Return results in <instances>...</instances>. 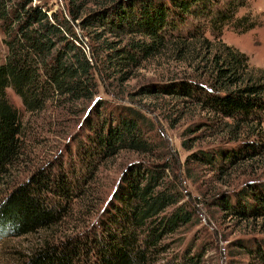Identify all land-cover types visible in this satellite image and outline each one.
<instances>
[{"label":"trees","instance_id":"obj_1","mask_svg":"<svg viewBox=\"0 0 264 264\" xmlns=\"http://www.w3.org/2000/svg\"><path fill=\"white\" fill-rule=\"evenodd\" d=\"M247 1L0 0V185L25 151L24 116L9 87L27 112L80 104L88 117L53 160L0 188L2 235L33 234L61 223L77 197L88 202L95 170L120 151L155 157L125 166L97 221L44 237L16 264H201L200 251L190 252L194 244L162 260L167 239L196 221V204L182 180L184 174L193 178L190 170L199 164L211 166L228 185L208 203L241 221L264 220V67L252 65L221 37L225 26L239 33L253 26L249 15L237 14ZM190 18L193 24L182 30ZM149 58L185 68L139 91L173 99L176 121L194 109L199 118L186 131L203 129L212 139L183 161L168 150L154 153L157 132L142 108L122 104L113 110L97 97L106 80L124 83ZM193 142L182 143L192 149ZM238 175L240 182L234 181ZM235 241L264 264V238H254V246Z\"/></svg>","mask_w":264,"mask_h":264},{"label":"rangeland","instance_id":"obj_2","mask_svg":"<svg viewBox=\"0 0 264 264\" xmlns=\"http://www.w3.org/2000/svg\"><path fill=\"white\" fill-rule=\"evenodd\" d=\"M237 14L249 15L254 21L253 26L241 33L232 26H225L221 35L222 39L246 53L252 65L264 67V0H248L239 8ZM193 21L190 18L180 25V28L188 29ZM206 33L211 37L209 30H206ZM1 38L2 33H0V58L3 60L5 47ZM184 68L180 63L176 67L170 66L164 58H149L136 70L131 79L122 84H118L115 79H108L105 82L109 90L104 83L99 86L97 93V97L104 98L107 107L112 106V109L122 104L142 108V111L152 118L157 132L153 135L159 147L154 153L162 154L168 150L170 155L174 158L177 155L181 161L191 150L209 144L208 141L212 140L204 137L207 132L203 129L194 134L186 131V127L197 120L199 115L190 108L186 115L176 121L172 119L176 115L174 112L177 107L173 99L167 95L155 96L142 93L139 89L141 85L165 80L176 72L181 73ZM7 93L23 113L26 132L23 137L25 144L23 157L3 179L0 185L3 191L23 179L36 165L53 160L59 152L64 151L68 143H71L73 134L88 118L80 104L75 107L48 105L38 113H30L25 111L20 97L12 88L9 87ZM197 134H200L202 139L193 142L191 137ZM184 139L189 142L188 144L193 142L192 149H187L183 145ZM154 158V156H146L132 150H122L105 160L95 170L94 177L89 183L90 199L88 198V202L85 203L84 196L77 197L72 212L61 223L48 230L20 236L2 235L3 232H0V264L18 263L19 259L38 246L44 237H58L60 234L90 226L97 221L107 204L125 166L136 160L146 161ZM185 166L182 165L184 173L187 168ZM190 173L193 178L184 174L182 182L186 197L190 196L196 204V221L186 224L167 239L171 243L162 260L174 257L177 252L179 255L194 244L190 252L200 251L201 264H260L254 255L250 256L235 240L243 238L249 245L254 246L252 242L254 238H264V220L241 221L224 213L218 205L208 203L215 191L228 190V185L223 182L225 177L217 180L211 166L195 165ZM242 178L243 175H238L234 181L240 182ZM92 208L95 210L88 212Z\"/></svg>","mask_w":264,"mask_h":264}]
</instances>
